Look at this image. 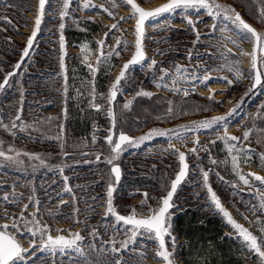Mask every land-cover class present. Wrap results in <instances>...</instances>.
Instances as JSON below:
<instances>
[{"label":"rangeland","instance_id":"obj_1","mask_svg":"<svg viewBox=\"0 0 264 264\" xmlns=\"http://www.w3.org/2000/svg\"><path fill=\"white\" fill-rule=\"evenodd\" d=\"M121 1L123 0H69L68 14L64 19L65 27L61 31L58 9L62 0H47L41 25L23 66L17 75L8 81L4 89H0V122L11 126L16 110L21 107L22 90L24 93L22 120L26 123L41 121L43 123L39 130L20 131L17 127L13 130L15 136L0 127V140L4 141L3 148L6 151L9 145H13L21 152L40 153L49 159L45 166H41L38 160L29 161V167H25L24 162L19 164L0 162V225L8 223V230L14 231L11 228L12 218L19 217L23 205L29 203L28 198L31 196L33 200L40 201V212L36 219L49 226L51 235L70 236L79 232L83 237L81 247L85 255H89L90 245L97 247L103 245L108 249L107 252H92L89 259L93 263L95 261L91 257L92 254L96 257L109 254L115 256V259L128 260L132 264H143V262L163 264L162 258L156 256L158 247L152 237L137 233L133 239L131 231L126 230L129 227L120 224L117 228L115 220L110 215H105L108 172L102 173L100 169L99 172L95 171L96 169L89 170L85 166L83 167L85 169L81 170V165L84 163L87 166L91 164L90 166L97 167V164L89 161L99 153L98 150H92L95 147L92 143L93 134L97 139L99 136L97 131H102L103 135L108 131L107 92L122 62L134 50L136 39L132 24L134 18L121 20V17H131V9L124 6ZM137 1L150 5L161 0ZM212 2L234 9L241 17L252 23L258 32L264 33V23L260 22L259 14L255 21L250 20L244 16L242 8L228 0H212ZM113 3L115 7H112ZM36 10L37 0H0V51L5 46L15 51L13 61H8V67L3 68V65H0V82L10 66L19 59L26 46L27 38L31 35L34 26ZM109 11L113 13L112 16L108 15ZM189 15L195 30L185 20L182 10L166 13L146 23L148 27L146 33L144 32L146 58L128 72L119 87V95L115 103L117 112L121 111L124 114V117L119 115L120 123L124 118L127 121L131 118L132 108L140 100L161 95V103L167 105L165 111L168 108V101H172L174 106L179 103L182 111L175 112L171 118H167L170 120H166V123L160 121L145 123L147 125H142L131 135L139 138L152 128H159L176 129L184 138L154 136L139 145H127L120 153L118 162L122 165L125 161L134 163L125 169L126 172L131 173L130 177L137 178L135 175H140V178L157 179L156 188L148 191L145 187L132 188L119 185L114 190V207L124 214H131L132 209L135 208L137 216H147L150 214L149 207L159 206L158 200L165 195L167 191L165 186L169 185L178 167V154L169 149V144H172L179 152L188 154L190 164L189 175L179 188L170 212L171 236L166 237V244L167 250L172 253L173 264H183L180 246L185 242L173 233L174 218L188 208H195L204 214L210 212L219 219L223 235L238 244L235 264H264L254 251L246 247L242 237L212 204L201 173V169L209 172V183L220 198L223 207L237 223L248 228L259 240L264 234L259 231L257 220H264V211L259 209L258 197L264 194V186H261L251 174L264 176V163L261 161V154L264 153V113L257 114L261 104H264V87L259 86L254 91L248 90L251 84L249 53L252 51V42L237 34L235 26L225 20L223 15L215 21V31H213L214 21L206 10L191 9ZM5 17L7 20L4 19ZM114 23L119 24L118 29L111 28ZM70 32H76L78 39ZM80 33L84 35L80 36ZM105 33L109 35L105 37ZM61 34L65 37L67 97L64 96L65 77L60 75L59 67ZM117 37L121 38L118 45L120 55H112L97 65V57L100 55L98 41L106 40L103 52L107 54L117 45ZM229 38L236 43H231ZM81 44L88 45L87 59ZM190 51L191 59H189ZM260 55L258 53V60ZM0 59L3 60L1 53ZM152 60H155L156 64L153 69H149L148 65ZM89 64L97 67L95 75L89 69ZM176 65L187 67L188 75L193 77L188 80H184L182 76L176 77L178 81L176 87L188 89L187 96L183 91L177 94L170 90L173 88L171 75L160 81L161 69H167L169 73L174 74ZM100 71L108 72L109 76L101 92L104 95H100L96 87V77ZM229 80L232 81L231 84L228 83ZM157 83L167 87H157ZM217 83L224 85L225 89L214 91L208 88L205 92H197V84H201L203 88ZM93 84L97 92V102L102 105L98 113L93 112L88 104ZM193 88L195 91H192ZM141 89L151 92L152 97L137 96L136 93ZM78 92L81 93L79 98H77ZM129 100L132 104L128 109H123V104ZM232 109L235 111L228 115ZM79 110L80 115L84 116L83 110L85 112L91 110L94 113V116L88 118L90 129L85 131L84 139H81L83 135H74L65 127L66 124L68 126L75 111ZM221 116L227 118L229 136L241 138L235 142L237 148L242 150L239 171L249 178V185L238 182V177L232 170L231 157L227 153L225 142L217 139L224 134L223 126L198 130L180 127L192 126L191 124L196 121ZM49 117L53 119L48 120ZM98 122H103L104 125H95ZM59 124L64 125L63 151L69 153L68 156H72L71 159H67L68 162L63 159L67 156L62 153L61 141L56 139L60 135ZM245 125L251 129L247 140L243 139ZM197 140L198 144H194ZM194 147L199 150L193 152ZM83 155L88 158H84ZM20 159L23 161L28 157L21 155ZM59 165H63V175L69 178L68 184L72 189L70 192L63 190V177L57 168ZM76 166H79V169L74 171L73 167ZM27 170L32 172V179L21 176ZM101 182L104 183V187ZM234 184H237L235 188ZM51 186L56 187L59 192L47 198L46 192ZM257 189H260V192H257ZM145 193L148 194L147 203L142 206L141 201L145 199ZM5 194H8L7 201L3 199ZM13 194L19 198L18 201L13 199ZM61 199L65 202L62 205ZM77 208L78 217L74 212ZM33 211L34 205H30L26 209V214ZM49 212L53 215H48ZM93 228L99 233L96 237L91 234ZM57 229L60 231L57 232ZM16 237L23 247L28 248V252L24 255L32 260L33 264H77V253L71 249L53 254L48 250H39V238L29 247L31 236L27 232L16 233ZM172 237L175 238V247ZM111 241H115L116 247L124 241L128 244L120 253L113 254ZM33 251L35 255H32Z\"/></svg>","mask_w":264,"mask_h":264},{"label":"snow or ice","instance_id":"obj_2","mask_svg":"<svg viewBox=\"0 0 264 264\" xmlns=\"http://www.w3.org/2000/svg\"><path fill=\"white\" fill-rule=\"evenodd\" d=\"M260 2V12H259V19L261 23H264V0H259ZM127 5L131 8V17H121V20H126L129 18H135V51L131 58L124 63L121 67V70L115 81L111 84L108 92H107V115L111 121V127L108 128L107 135L105 136V140L107 141L109 152L104 157L105 162L110 165L109 171V182L106 186V213L105 215H110L114 218L116 222V227L118 228L120 223L122 222L123 225L129 226L128 229L132 234V238L134 239L137 233L147 234L149 237L154 235V242L157 243L158 248L156 251V256L162 258L163 264H173L172 260V253L167 250L166 247V237L171 236V213L170 209L173 207V197L176 193L178 185L185 179V176L188 171V164L186 163V156L184 152H179L177 149L174 148L172 144H169V149H171L174 153L178 154L179 160V170L175 174L174 179L171 180L170 186L166 185L167 188L166 194L159 198L157 208H148V212L150 213L147 216H137L135 208L132 209L131 214L128 215H121L118 213L116 207H114L113 202V194L115 190V185L113 183L112 178H114L115 182H119L122 176V170L119 163L116 161L119 158L120 153L124 150L127 145H139L142 142L151 139L154 136H169L175 137L176 139H183L184 137L179 134L176 129H168L162 130L159 128H152L148 133L142 135L139 138H133L127 135L124 131H120L117 138L114 139L113 129L116 126L117 117L114 111L113 102L116 100L119 85L121 84L122 80L126 77V72L131 65L141 63L145 60V51L143 50L142 39L144 37V27L145 21L149 18H156L161 16L165 13H171L176 10H182L184 13L185 20L187 23L193 27L195 30L193 21L189 15V10L191 9H203L212 17L213 23V31H215V21L223 15L225 20L230 21L234 26L237 34L241 35L243 39L250 40L252 42V51L249 53L251 57L250 62V88L248 89L251 91L253 88L257 86L264 87V33L257 32V30L252 27L250 24L246 23L241 15L235 12L234 9H230L224 5L216 4L212 2V0H167V3L160 5L152 10L146 11L144 8L140 7L135 0H126ZM69 0H62V4L59 6V17L61 23L59 28L61 31L64 29V19L68 14L69 10ZM86 6V5H85ZM103 7V5L101 6ZM112 7H115V3L112 4ZM46 10V0H38L37 10L34 18V26L31 31V35L27 38L26 46L23 48L20 61H23L25 57L29 54L30 48L33 45L34 38L37 35L39 27L42 22V17L45 14ZM107 11V9H106ZM109 16H112V12H108ZM7 20V17L4 18ZM112 29H118L119 24L114 23L111 26ZM222 31H226V29H222ZM109 33H105V37H107ZM199 39V35L197 34V40ZM230 42L235 44V40H231ZM117 45L112 47V50L105 54L103 52V46L106 43V40L102 39L98 41L100 45V55L97 57V65L102 63L105 59H108L110 56L115 55L119 56L120 51L118 45L120 44V37L116 38ZM60 42V57H59V67H60V75L65 77V85H64V96L67 97L68 89H67V76H66V65H65V37L63 34L59 37ZM126 44V42H125ZM82 50L86 53L85 59H87V52L89 51L87 44H81ZM258 53H260L259 57V64H258ZM192 57V52H189V59ZM20 61H18L13 66V72H9L4 76L3 82H0V89H3L8 81L9 78L14 74L15 70L18 69L20 65ZM156 64L155 60H152L148 67L149 69H153ZM89 69L92 71L93 75L97 71V67L93 65H88ZM176 72L174 74L169 73L167 69H161L162 75L160 77V81L166 79L169 75L172 76L173 88L170 90L175 91L177 94L181 91L184 92V95L187 96L189 94L188 89H180L176 87L178 81L176 80L177 76H182L184 80H188L193 78L192 76L188 75L189 69L187 67H182L180 65H176ZM237 73L239 74V69H237ZM229 84L232 83L231 80L228 81ZM157 87H167L166 85H162L161 83H157ZM192 91H195L193 88ZM21 107L18 108L15 112V116L11 123V126L7 124H3L0 122V127L4 128L7 132L12 133L15 136V132L13 131L17 127H19L20 131H26L28 129L39 130L41 127L42 121L40 123H26L22 120V101H23V91L21 90ZM81 93L78 92L77 98ZM100 95H104L101 93ZM137 96H145V97H152V93L146 90L141 89L139 92L136 93ZM88 104L91 108L100 110L102 105L97 102V92L95 89V85L93 84L91 89V99L88 100ZM132 101H126L123 104V109H128ZM201 107V106H197ZM177 111H182L181 109L175 108L172 101H168V108L165 113L161 116V119L171 118L173 114ZM232 111L235 109L230 110L228 115H231ZM264 113V104H261L260 108L258 109V113ZM67 115V111L65 109V116ZM48 120L53 118L49 117ZM213 126H223L225 129L224 134L222 136H218L217 139L225 142L227 153L231 157L232 163V170L233 173L238 177V182H242L244 185H249V178L245 175L241 174L239 171V166L241 163V154L242 150L238 149L236 146V141H239L241 138L237 136H229L227 132V118L224 116L221 117H213L211 119H205L201 121H196L193 123L192 126H180L181 128H189L190 130H198V129H209ZM245 131L243 132V139L247 140L249 138L251 129L248 128L247 125L244 126ZM58 128L60 130V135L56 137L57 140L61 141V150L63 155L67 156V152H64V143H63V134H64V125L59 124ZM92 143H96V136L93 134ZM4 141L0 140V162L8 161L10 163H23L20 159L21 155L28 157L29 161L38 160L41 166L46 165L45 158L40 153L35 152H21V150L16 149L13 145H9L7 151L3 148ZM194 144H198V140L194 141ZM246 147V146H245ZM199 149L194 147L192 149L193 152L198 151ZM235 153V154H233ZM101 159V153L96 154V160L99 161ZM211 159V157H210ZM261 161L264 163V153L261 154ZM215 163V161H211ZM246 162V161H245ZM226 163V161H225ZM60 174L63 177L64 185L63 190L65 192H70L72 189L69 187L68 184V177L63 175L64 167L63 165L57 166ZM202 178L204 181V187L207 189V195L210 198L212 204L215 208L222 213L223 217L227 220L229 224H231L232 228L242 237L243 241L245 242L246 247L249 250L254 251L258 257L260 258L261 262H264V235L258 240V237L254 235L248 228L243 227L241 224L237 223L229 212L223 207L220 198L217 194L213 191L210 183H209V172L204 171L201 169ZM255 177L256 181H259L261 186H264V176L255 175L254 173L251 174ZM221 179H223L221 177ZM237 184H234L233 187L235 188ZM15 185H13V188ZM33 191H35L33 189ZM257 192H260V189H257ZM145 199L141 201V205L144 206L147 203V196L148 194H144ZM59 198V197H58ZM260 205L259 209L264 211V194L259 195ZM5 201L8 200V194H5L3 197ZM14 200H19L18 197L13 194ZM29 203H25L23 208L20 211L19 217H13L11 228L14 230L10 232L9 224L5 223L0 225V264H33L32 260H30L24 254L28 252V248H25L21 245V243L17 240L16 233H23L27 232L31 236V241L29 243V247L36 243L37 238L40 240L39 250H48L55 254L57 251L63 253L66 250H73L77 253V264H93L90 261L89 256L94 251L99 252H107L108 249L104 248L103 245L97 247L95 245H90L88 248L89 255L84 254V250L81 247V242L83 241V237L79 232L71 234L70 236L64 235H51L49 231V226L47 224H42L40 221L36 219L37 215L40 212V201L38 199L33 200L30 196ZM51 199V198H50ZM75 199V197L73 198ZM65 202L61 199L60 204H64ZM34 205V211L31 213L26 214V209L30 206ZM77 217L79 216V210L74 209ZM48 215H53V213L49 212ZM257 225L259 227V231L264 234V220L258 219ZM57 232L60 230L57 229ZM92 236L96 237L99 235L95 228L92 229ZM173 240V247H175V238L172 237ZM109 243V242H106ZM112 247L111 252L113 254H118L121 252L122 249L127 247L128 242L124 241L121 242L119 247L115 246V241H111ZM32 255H35V251H33ZM102 257L98 256L95 264H101ZM103 264H113L112 261H103ZM114 264H124V262L116 258L114 260Z\"/></svg>","mask_w":264,"mask_h":264},{"label":"trees","instance_id":"obj_3","mask_svg":"<svg viewBox=\"0 0 264 264\" xmlns=\"http://www.w3.org/2000/svg\"><path fill=\"white\" fill-rule=\"evenodd\" d=\"M228 1L234 3L237 7L242 8L244 12V16L247 17V19L254 21L256 20L257 15L259 14L260 11L259 8L261 7L259 0H228ZM70 34L72 36L75 35L76 39H78V36H76L77 35L76 32H70ZM83 35L84 34L80 33V36ZM0 53L2 54L3 57V60L0 59V65H3V68L4 66L8 67L9 66L8 61L9 62L13 61L15 51L12 50V48L8 49L5 46L4 48H1ZM13 66H10L11 68H9L6 74L13 69ZM15 75H17V73ZM108 80H109L108 72L106 73L100 71V73H98L96 77V87L98 92L101 93L104 90ZM160 96L161 95H158V97L154 96L153 98L147 100L138 101V103H136L132 108V112L130 113L131 118L128 121L124 118L122 119L121 123H120L119 115L121 114L122 115L121 117H124V114H122L121 111H119L120 113L117 112L116 110L117 106L114 105L115 114L117 117L116 123H117L118 132L122 130L125 133L131 135L132 133H135V131L138 130L142 125H147L145 123L150 124L155 121L166 123L167 122L166 120H170L167 118L161 119V116L164 114L162 112L163 111L165 112V108L167 105L161 103ZM175 108L180 109L181 105L178 103L177 105H175ZM80 113H81L80 110L75 111V113L73 114V118L70 120L68 124V129H70V132L74 135L85 136L86 135L85 131L89 129L88 118L90 116H94V113L91 112V110L86 112L85 110H83L85 116L80 115ZM152 116L155 117L156 119H151L153 118ZM100 146L101 147L99 148L102 154H106L109 152V148L105 146L104 143H101ZM71 157L72 156L67 158L71 159ZM44 158L46 162H48L49 158L47 156H45ZM23 162L25 167H29V159H23ZM99 169L100 172L103 173L104 171H107L109 174V168L106 167L104 163L101 164ZM125 169L127 168L123 169V177L122 180L120 181L119 184L120 186L132 187V188L147 187L149 189L156 188L157 179H149V178L146 179L140 177L132 178L130 177L131 173L126 172ZM21 176H25L27 179H32V172L27 170L26 173ZM100 184H102V186L104 187V183L101 182ZM56 191L58 190L54 186L48 188L46 192L47 198L49 196H53L56 193ZM174 225H175V232L177 233L178 238L185 241L184 244L180 246V255L182 257L183 264H235L236 263L235 258L237 257L238 244L232 239L223 236L222 224L220 223L219 219L216 216L212 215L210 212L204 214L199 212L195 208L194 209L188 208L184 212L176 215V217L174 218ZM100 231H102V229H100ZM116 245H119V243H116ZM91 257H93L94 259L93 261H96L97 257L95 255L92 254ZM114 260H115V256H110L109 254H105L102 256L101 264H103V261H112L114 264ZM123 262L125 264H132L129 263L128 260L125 261L124 259ZM93 264H95V262ZM143 264H147V263L143 262Z\"/></svg>","mask_w":264,"mask_h":264},{"label":"flooded vegetation","instance_id":"obj_4","mask_svg":"<svg viewBox=\"0 0 264 264\" xmlns=\"http://www.w3.org/2000/svg\"><path fill=\"white\" fill-rule=\"evenodd\" d=\"M46 4H47V1H46ZM4 89V88H3ZM91 110L93 111V112H95V113H98L97 111H99V110H93L92 108H91ZM114 111H115V109H114ZM105 123H107V122H105ZM95 125H98V126H101V125H104L103 124V122H98V123H95ZM191 125H193V124H191ZM66 128H68V126H67V124H66V126H65ZM109 127H111V121H110V119H109ZM89 129H90V125H89ZM108 132V131H107ZM118 130H117V123H116V126H115V128H114V139L117 137V135H118ZM97 134H99V136H97L98 138L96 139V143H95V147L92 149V150H94V151H96V150H98V152L99 153H101L100 152V148L99 147H101L100 145H101V143H104V145L105 146H107L108 147V144H107V141L105 140V136L107 135V133L105 134V135H103V133H102V131H97ZM130 135V134H129ZM131 136H133V135H131ZM135 137V136H134ZM81 139H84V136H82L81 137ZM69 154V153H68ZM108 153H106V154H102L101 153V159L99 160V161H97L96 160V155L94 156V157H92L91 159H89V161H92V162H94L95 164H97V167H95L94 165H92V166H90L91 164H89L88 165V167H86L87 165H85V163H84V165H81V170H84L85 168L86 169H89V170H95V171H98L99 172V168H100V166H101V164L102 163H104L105 164V166L106 167H108L109 168V171H110V165H108L106 162H105V159H104V157L107 155ZM187 156V161H188V154H186ZM84 156V158H86V157H88V156H86V155H83ZM67 157H70V156H68L67 155ZM67 157H64V159H65V161L66 162H68L67 161ZM118 160H119V158H118ZM118 160L116 161V163H119L120 164V166H121V170H122V176H121V179H120V181L122 180V177H123V169L124 168H127V166H129L130 164H134V163H130V162H127V161H125V163H123L124 165H122V163H120V162H118ZM125 160H127V159H125ZM170 162V161H169ZM99 165V166H98ZM177 165H179L178 164V156H177ZM85 166V168L83 169V167ZM124 166H126V167H124ZM67 167V170L69 171L70 169H69V167H68V165L66 166ZM76 169H79V166H76V167H73V170L75 171ZM189 169H190V164H189ZM177 170H178V167H177ZM176 173V172H175ZM81 176H83V175H81ZM135 177H140V175H138V176H136L135 175ZM143 177H145V175L143 176ZM173 178V177H172ZM113 179V183H114V178H112ZM120 181H119V183L118 184H116L115 185V188L117 187V186H119V184H120ZM169 184H170V181H169ZM169 186V185H168ZM146 189H147V187H145ZM148 191H153L154 189H147ZM131 191V190H130ZM59 191H57L56 193H58ZM100 192H103V191H101L100 190ZM102 194V193H101ZM114 195V194H113ZM106 199H107V196H106ZM118 211V210H117ZM119 212V211H118ZM119 213H121V214H123V215H128V214H124V213H122V212H119ZM224 236V235H223ZM152 238L154 239V237L152 236ZM156 245H157V243H156ZM157 247H158V245H157Z\"/></svg>","mask_w":264,"mask_h":264},{"label":"water","instance_id":"obj_5","mask_svg":"<svg viewBox=\"0 0 264 264\" xmlns=\"http://www.w3.org/2000/svg\"><path fill=\"white\" fill-rule=\"evenodd\" d=\"M46 1H47V0H46ZM125 1H126V0H125ZM135 2H136L140 7L143 6V4H140V3H138L137 1H135ZM164 3H167V0H165L164 2H162L160 5H162V4H164ZM37 4H38V0H37ZM160 5H158L157 7H159ZM142 8H144L146 11H149V10H152V9H154V8H156V7L152 8V9H148V8H146V7L144 6V7H142ZM162 15H163V14H162ZM150 19H153V18H149L148 20H146V21H145V24H146ZM242 19H243L246 23L250 24L252 27H254V28L256 29V27H255L252 23H250L248 20H246V19H244V18H242ZM256 30H257V29H256ZM144 32H145V31H144ZM257 32H258V30H257ZM134 33H135V29H134ZM142 44H143V50L145 51V49H144V37H143V39H142ZM134 51H135V48H134L133 52L130 54V56L122 62V64H121V66H120V68H119L117 74L115 75V77H114L112 83L115 81V78H116L117 75L119 74V72H120V70H121V67L124 65V63H125L126 61H128V60L131 58V56L133 55ZM20 55H21V54H20ZM26 58H27V56L25 57V59H24L23 61H20V57H19V59L17 60V62L20 61V65L22 66L23 63H24V61L26 60ZM145 58H146V53H145ZM17 62H16V63H17ZM16 63H15V64H16ZM138 64H139V63L134 64V65H131V66L129 67V69L127 70V72H126V76H127L128 72H129L132 68L136 67ZM258 64H259V60H258ZM21 66H20L18 69L15 70V72H14V74H13L12 76H14L16 73H18V71L20 70ZM9 72H13V69H12L11 71H9ZM9 72H8V73H9ZM12 76H11V77H12ZM11 77H10V78H11ZM10 78H9V79H10ZM125 78H126V77H125ZM125 78H124V79H125ZM124 79H123V80H124ZM3 80H4V78H3ZM3 80H2V82H3ZM123 80H122V81H123ZM121 83H122V82H121ZM120 85H121V84H120ZM120 85H119V87H120ZM258 87H259V86H257L256 88H253L252 90L254 91V90L258 89ZM118 95H119V92H118ZM118 95H117V98H118ZM117 98H116V100H117ZM116 100L113 102V107H114V105H115ZM92 109H93V108H92ZM93 110H96V109H93ZM111 126H112V125H111ZM113 133H114V129H113ZM126 134H127V133H126ZM118 135H119V133H118ZM118 135H117V137H118ZM127 135H129V134H127ZM129 136L135 138L134 136H131V135H129ZM117 137H116V138H117ZM185 156H187L186 153H185ZM186 163H187L188 166H189V163H188V161H187V157H186ZM178 164H179V160H178ZM178 170H179V167H178ZM178 170L176 171V173L178 172ZM176 173H175V174H176ZM175 174H174V176H173L172 179H174ZM188 175H189V167H188V171H187V174H186V176H185V179L181 182L180 185H178L177 190H176V193H177L178 189L180 188V186L184 183V181L186 180V178L188 177ZM172 179H171V180H172ZM171 180H170V183H171ZM118 183H119V182H115V180H114V185H116V184H118ZM169 186H170V184H169ZM176 193L174 194L173 200H174V198H175ZM165 194H166V193H165ZM172 209H173V207L170 209V212L172 211ZM118 213H119V212H118ZM119 214H121V213H119ZM121 215H123V214H121ZM138 217H140V216H138ZM120 224H123V223L121 222ZM127 227H129V226H127ZM66 237H67V236H66ZM153 237H154V235H153ZM166 247H167V245H166Z\"/></svg>","mask_w":264,"mask_h":264},{"label":"bare ground","instance_id":"obj_6","mask_svg":"<svg viewBox=\"0 0 264 264\" xmlns=\"http://www.w3.org/2000/svg\"><path fill=\"white\" fill-rule=\"evenodd\" d=\"M135 1H137V0H135ZM165 0H161V1H157V2H155V3H153V4H150V5H146V4H143V6L142 7H146V8H148V9H152V8H154V7H157L158 5H160L162 2H164ZM122 2V4L124 5V6H127L129 9H131L130 8V6L129 5H127V3H126V1L125 0H123V1H121ZM138 3H140L139 1H137ZM140 4H142V3H140ZM166 14V13H165ZM164 15V14H163ZM162 16V15H161ZM243 18V17H242ZM154 19V18H153ZM245 19V18H244ZM150 20H152V19H150ZM132 24H133V26H134V28H135V18H134V20L132 21ZM148 30V27H147V25L145 24V27H144V31H145V33H146V31ZM144 33V34H145ZM197 88H198V91L197 92H205L208 88H209V90H214V91H219V90H223V89H225V87H224V85H222V84H220V83H217V84H210L208 87H203V88H201V84H197Z\"/></svg>","mask_w":264,"mask_h":264},{"label":"built area","instance_id":"obj_7","mask_svg":"<svg viewBox=\"0 0 264 264\" xmlns=\"http://www.w3.org/2000/svg\"><path fill=\"white\" fill-rule=\"evenodd\" d=\"M173 233H174V235L176 236V237H178L177 236V233L175 232V225H174V228H173ZM182 240V239H181Z\"/></svg>","mask_w":264,"mask_h":264}]
</instances>
